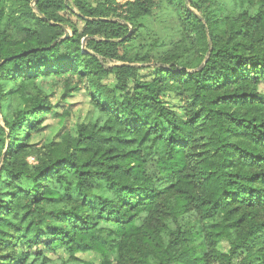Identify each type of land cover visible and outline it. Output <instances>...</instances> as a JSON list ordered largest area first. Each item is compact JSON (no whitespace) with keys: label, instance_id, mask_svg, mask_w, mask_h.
<instances>
[{"label":"trees","instance_id":"16d2710c","mask_svg":"<svg viewBox=\"0 0 264 264\" xmlns=\"http://www.w3.org/2000/svg\"><path fill=\"white\" fill-rule=\"evenodd\" d=\"M170 6L171 49L132 51ZM6 20L36 28L13 39ZM45 78L86 89L102 119L30 145L51 104L24 90ZM9 82L22 106L0 124V264H26L18 241L100 264H264V0H0V108Z\"/></svg>","mask_w":264,"mask_h":264},{"label":"rangeland","instance_id":"374dc122","mask_svg":"<svg viewBox=\"0 0 264 264\" xmlns=\"http://www.w3.org/2000/svg\"><path fill=\"white\" fill-rule=\"evenodd\" d=\"M94 1L95 0H92V2ZM172 9L173 6H170L166 11L164 8L155 9L153 11L152 15L144 22V25L140 26L136 39L137 46H133L132 51L135 50L139 53L148 52L159 56L171 49L170 42L172 39H170V37L175 34V24L172 18L174 16V11ZM61 13L69 22L74 24L79 31L83 29V21L79 20L73 12L63 10ZM3 15L5 16L6 14ZM25 25L30 28H36L32 22L23 24L21 22L11 21L7 24L8 32L12 35L13 39H20L23 37L24 30H22V27ZM121 52L122 51L119 50V53ZM113 61L114 60H108L110 63ZM141 65L139 70L140 78L146 79L153 74L154 69L151 65L147 63H141ZM105 82L112 84V77H108ZM17 88L18 86L16 84L10 82L4 84V89L6 91H12L13 94H10L2 103V107L0 108V124H2L4 116L10 117V113L13 110L22 106L21 96L14 93V90ZM24 91L25 95L42 93L47 96L51 104L50 111L46 114L44 120L37 129L29 133L27 128H24L28 132L29 144L35 147H39L51 140H57L61 133L65 131L75 135L77 125L80 123L95 122L98 119H102V115L90 101V96L86 89H77L64 96L63 83L60 80L45 78L43 80H37L32 85H27ZM165 101L169 106H177L176 99L170 94L166 95ZM180 112H182V109ZM215 246L217 250L222 252H227L229 248L228 243L224 240L217 242ZM14 248L16 252H23L28 255L26 264H82V261H87L90 264H100L99 254L93 252L77 253L76 257L79 260H76L69 259L67 253L61 247H57L53 250L46 249L41 245L27 248L21 241H18ZM235 261H238L237 258ZM212 264L216 263L214 262Z\"/></svg>","mask_w":264,"mask_h":264},{"label":"water","instance_id":"95a60500","mask_svg":"<svg viewBox=\"0 0 264 264\" xmlns=\"http://www.w3.org/2000/svg\"><path fill=\"white\" fill-rule=\"evenodd\" d=\"M33 3H31V5H32ZM67 35V32L65 33V36ZM82 46H83V44H82Z\"/></svg>","mask_w":264,"mask_h":264}]
</instances>
